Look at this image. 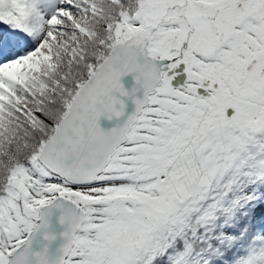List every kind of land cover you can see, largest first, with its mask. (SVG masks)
I'll list each match as a JSON object with an SVG mask.
<instances>
[{"label":"snow or ice","instance_id":"obj_1","mask_svg":"<svg viewBox=\"0 0 264 264\" xmlns=\"http://www.w3.org/2000/svg\"><path fill=\"white\" fill-rule=\"evenodd\" d=\"M0 264H264V0H0Z\"/></svg>","mask_w":264,"mask_h":264},{"label":"water","instance_id":"obj_2","mask_svg":"<svg viewBox=\"0 0 264 264\" xmlns=\"http://www.w3.org/2000/svg\"><path fill=\"white\" fill-rule=\"evenodd\" d=\"M121 82L123 83L124 87L131 92L133 87L136 86L135 81V74L129 73L121 78ZM120 99H124L126 103V108L124 115L122 116H115L112 115V118L109 119L108 115L105 114L100 118V124L101 127L104 128L106 131L111 130L114 127L122 126L123 123L126 121L128 115H130L135 110V103L133 97H123L120 96L119 93H117ZM137 96L142 97V90L140 92L136 93ZM119 107V105H118ZM59 210H54L53 215L51 217L50 227L47 229V231L52 232L55 234L56 238L52 241L45 240L43 238V233H39L37 235V242L34 244L35 247H41L45 244H47L50 248V251L52 253H56L59 247L65 242L64 237L62 236L63 231H65L64 225H61L59 223Z\"/></svg>","mask_w":264,"mask_h":264}]
</instances>
